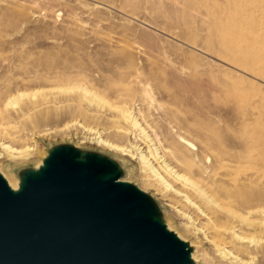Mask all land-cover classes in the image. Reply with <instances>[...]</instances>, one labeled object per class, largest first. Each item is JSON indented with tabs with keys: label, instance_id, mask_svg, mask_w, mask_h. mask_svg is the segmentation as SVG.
I'll return each mask as SVG.
<instances>
[{
	"label": "rangeland",
	"instance_id": "1",
	"mask_svg": "<svg viewBox=\"0 0 264 264\" xmlns=\"http://www.w3.org/2000/svg\"><path fill=\"white\" fill-rule=\"evenodd\" d=\"M257 4L230 23L224 0H0V176L19 185L59 147L98 156L190 264H227L207 238L235 226L234 253L249 245L239 264H264V0L246 8Z\"/></svg>",
	"mask_w": 264,
	"mask_h": 264
},
{
	"label": "water",
	"instance_id": "2",
	"mask_svg": "<svg viewBox=\"0 0 264 264\" xmlns=\"http://www.w3.org/2000/svg\"><path fill=\"white\" fill-rule=\"evenodd\" d=\"M18 186L0 176V264H190L186 245L105 159L55 148Z\"/></svg>",
	"mask_w": 264,
	"mask_h": 264
},
{
	"label": "bare ground",
	"instance_id": "3",
	"mask_svg": "<svg viewBox=\"0 0 264 264\" xmlns=\"http://www.w3.org/2000/svg\"><path fill=\"white\" fill-rule=\"evenodd\" d=\"M224 1L227 3V11L228 12H232V14H233V16L230 15V16L233 17L231 19L230 23H233L234 20H237V19H241V21H242V19L247 18V17H251L252 18V15L254 14V12H261V14H262V10L263 9H261V6L258 5V4H257L258 6H256L254 9L248 10L246 8V4H247L248 0H224ZM226 16L224 15L222 17H226ZM227 19H228V17H227ZM225 20H226V18H225ZM258 20H260V18ZM227 22H229V21L226 20V23ZM238 22H239V20H238ZM246 23H244V24H246ZM236 25H238V24H236ZM232 26H234V25H232ZM235 27H238V26H235ZM242 29L243 28H241V30ZM222 31H225V30L221 29V32ZM236 31H237V29H236ZM227 35H229V34H227ZM221 37H222V40H223V45H225L226 48H228L230 50V49H234L236 47L235 46L236 43L234 42L233 38H231L230 36H224V35H221ZM233 56H235V54H233ZM125 117H126V122L130 125V128L132 127L133 130L135 129L137 131V132H135V130H134V133H136V134L139 133V138H141V140L139 139V141H142L144 143L143 145H145L148 150L153 151L157 155H161L160 159L163 158L164 155H165L164 151H160V147L153 141V139H151L150 135H147L145 133V131L140 127V124H138L136 119L134 117L130 116L129 114H127V116H125ZM177 141H178V144H179V146H177V148L179 147V149L178 150L175 149L177 151V152L175 151V153L183 158L184 157V154L182 152L183 149L191 150V147H190L189 143L186 142L181 137L178 138ZM180 146H181V148H180ZM177 176H179V175H177ZM182 178H183L182 176H179V180L182 179ZM188 181H190V179L189 180L185 179L184 181H182L185 184L184 186H187L188 188L192 189L194 192L199 194L200 190H198L196 188L197 185L195 187L193 182H191L190 185H189V184H187ZM5 182H6L7 186H8V188L11 191L15 192V191L18 190L19 186H18V184L16 182H11V181H8V180H5ZM201 192H200V194H201ZM202 194H204V193L202 192ZM239 229H241L240 226H235V227H230V228H220L217 231L216 237L207 238L208 239L207 242L210 243V245L214 248V250L217 252V255H219L223 260L227 261L230 264H239L241 262L240 261V257H239L240 256L239 253H241L243 251L245 252L248 249V246H249V245H246L244 250L243 249H239L238 253L237 252L234 253V250L238 249L237 246H243V244H244L243 241H245L244 238L241 239L238 236V230ZM226 240H228V242H226ZM253 244H254V241H253Z\"/></svg>",
	"mask_w": 264,
	"mask_h": 264
}]
</instances>
